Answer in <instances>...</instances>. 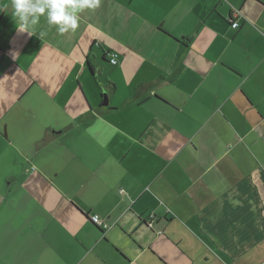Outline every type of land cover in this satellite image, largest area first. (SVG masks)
Instances as JSON below:
<instances>
[{
	"label": "crops",
	"instance_id": "crops-1",
	"mask_svg": "<svg viewBox=\"0 0 264 264\" xmlns=\"http://www.w3.org/2000/svg\"><path fill=\"white\" fill-rule=\"evenodd\" d=\"M3 8L0 264H264V0Z\"/></svg>",
	"mask_w": 264,
	"mask_h": 264
},
{
	"label": "clouds",
	"instance_id": "clouds-1",
	"mask_svg": "<svg viewBox=\"0 0 264 264\" xmlns=\"http://www.w3.org/2000/svg\"><path fill=\"white\" fill-rule=\"evenodd\" d=\"M99 6L100 0H11L12 18L17 30L29 35L36 34L41 17L46 18L49 28L55 26L61 36L70 31L75 32L79 27V14ZM46 35V31L39 32L41 40Z\"/></svg>",
	"mask_w": 264,
	"mask_h": 264
},
{
	"label": "built area",
	"instance_id": "built-area-1",
	"mask_svg": "<svg viewBox=\"0 0 264 264\" xmlns=\"http://www.w3.org/2000/svg\"><path fill=\"white\" fill-rule=\"evenodd\" d=\"M237 23H233L232 25H231V27L232 28H236L237 27ZM115 55H112V59H110V63L111 64H115ZM89 220H90V222L92 223V224H94V225H96V226H98L99 228H101V229H103V230H106L107 229V226L106 225H103L101 222H100V218H99V216H97V215H94V216H92L91 218H89Z\"/></svg>",
	"mask_w": 264,
	"mask_h": 264
},
{
	"label": "trees",
	"instance_id": "trees-1",
	"mask_svg": "<svg viewBox=\"0 0 264 264\" xmlns=\"http://www.w3.org/2000/svg\"><path fill=\"white\" fill-rule=\"evenodd\" d=\"M87 67H88L89 70L91 71L90 73H93V72H94V68H93V66L90 64L89 61H87Z\"/></svg>",
	"mask_w": 264,
	"mask_h": 264
},
{
	"label": "water",
	"instance_id": "water-1",
	"mask_svg": "<svg viewBox=\"0 0 264 264\" xmlns=\"http://www.w3.org/2000/svg\"><path fill=\"white\" fill-rule=\"evenodd\" d=\"M104 97H105V95H104ZM105 99H106V97H105ZM105 101V100H104ZM104 104L106 105V101L104 102Z\"/></svg>",
	"mask_w": 264,
	"mask_h": 264
}]
</instances>
